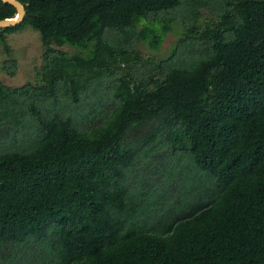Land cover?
I'll return each mask as SVG.
<instances>
[{"label": "trees", "instance_id": "obj_1", "mask_svg": "<svg viewBox=\"0 0 264 264\" xmlns=\"http://www.w3.org/2000/svg\"><path fill=\"white\" fill-rule=\"evenodd\" d=\"M18 1L0 44L29 27L44 53L0 80V264H264V0ZM174 184L196 204L164 220Z\"/></svg>", "mask_w": 264, "mask_h": 264}, {"label": "rangeland", "instance_id": "obj_2", "mask_svg": "<svg viewBox=\"0 0 264 264\" xmlns=\"http://www.w3.org/2000/svg\"><path fill=\"white\" fill-rule=\"evenodd\" d=\"M184 30L185 28L182 25H178L172 33L165 37L164 43L157 51L153 50L148 42L141 43L139 51L145 58L155 57L157 59H162L167 56L172 47L177 43ZM7 42L8 47L10 49V54H8L5 50V47L0 44L1 82L10 87H21L27 83H36L37 75L40 72V69L43 64L44 45L41 34L38 31L28 27L20 33L9 35L7 38ZM54 47L69 52L70 54H75L79 52L77 49L72 48L68 45H55ZM8 55H11L18 62V71L15 77L9 76L3 70V63L9 58ZM133 170L137 169L133 168ZM138 172L140 171L138 170ZM195 174L188 173V175L191 178L194 177V179L196 177ZM140 175L143 177V183L146 182L149 185V187H147L146 189L148 191L154 181L148 177L149 173L147 169H142V171L137 176V180L140 179ZM156 178L157 177H154L153 179L156 180ZM172 181L179 182V179L176 180V177L174 176V180L172 179ZM179 187V184H174L172 187H165L163 189V193L166 195V197L163 199V204L162 201L160 202V204L158 201V208L163 209L161 217L164 220L167 219V214L171 212L170 210L175 208L177 209L178 213H187L191 211V206H194L196 204L194 203V199L197 193L194 192V190L198 187H193V195H191L192 191L190 188L183 191V189H179ZM174 191H176V194ZM174 195L178 196V198L173 197ZM188 196H190L189 199H187ZM188 202L189 206L188 208L187 206L185 208L184 205Z\"/></svg>", "mask_w": 264, "mask_h": 264}, {"label": "water", "instance_id": "obj_3", "mask_svg": "<svg viewBox=\"0 0 264 264\" xmlns=\"http://www.w3.org/2000/svg\"><path fill=\"white\" fill-rule=\"evenodd\" d=\"M6 4L14 6L17 10V14L14 18H8L0 21V29L15 27L23 22L26 16L25 6L18 0H1Z\"/></svg>", "mask_w": 264, "mask_h": 264}]
</instances>
